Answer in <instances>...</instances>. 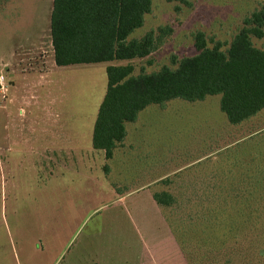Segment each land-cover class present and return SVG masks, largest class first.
I'll return each mask as SVG.
<instances>
[{"label": "rangeland", "instance_id": "obj_1", "mask_svg": "<svg viewBox=\"0 0 264 264\" xmlns=\"http://www.w3.org/2000/svg\"><path fill=\"white\" fill-rule=\"evenodd\" d=\"M53 1L0 4V75L5 77L0 86V264H95L96 257L101 264H224L227 253L217 252L253 236L252 225L261 222L252 201L245 204L241 195L264 190L255 185L264 182V109L225 144L240 141L219 152L214 148L216 154L199 162L198 156L218 141L210 119L229 121L219 106L221 95L152 104L128 125L126 142L109 160L93 147V128L107 91L108 65L133 64L135 75L175 68L173 58L198 53L194 33L199 30L225 43L227 51L244 19L264 0H188V5L153 0L144 25L129 37L151 30L161 35L149 56L59 68L50 57ZM252 40L264 48V37ZM160 191L177 196L182 208L159 206L153 194ZM200 197L205 219L217 225L219 243L211 228L206 230L211 243H199L195 225L181 222L182 216L196 215ZM176 230H187L191 259ZM256 230L264 228L259 223ZM215 245V253L202 251ZM255 251L251 261L229 259L263 264Z\"/></svg>", "mask_w": 264, "mask_h": 264}, {"label": "trees", "instance_id": "obj_2", "mask_svg": "<svg viewBox=\"0 0 264 264\" xmlns=\"http://www.w3.org/2000/svg\"><path fill=\"white\" fill-rule=\"evenodd\" d=\"M8 1L0 0V4ZM167 1L189 4L188 0ZM152 4L153 0H54L51 38L56 64L68 66L131 61L149 56L162 42L161 35H156L151 30L141 38L129 37L144 25L145 16L151 12ZM160 30L166 32L163 28ZM252 37H264V6L244 19V26L233 37L227 51L223 50L225 43L214 37L209 39L204 31L199 30L194 33V45L198 53L180 60L173 58L175 68L165 65L157 72L135 75L133 64L108 65V86L93 128V147L104 151L106 159H112L115 149L126 137V123L135 122L139 113L147 106H164L176 98L194 102L208 96L221 95V110L232 125H239L256 116L264 109V48L256 47ZM210 43L213 44L212 47L209 46ZM255 185L264 188V182L260 180ZM239 196L240 194L237 195ZM153 197L164 208H177L178 205L182 208L177 196L169 191L155 192ZM241 197L246 201L245 204L252 201V211L259 213V223L264 228L263 214L260 216L264 212V206L259 204L264 201V190L242 194ZM199 200L196 215L191 213L189 216H182L181 222H192L195 225L199 243H211L206 230L211 228L217 231V225L208 223V218L205 219L204 199L200 197ZM256 226L254 223L251 228L253 236H246L241 242L234 241V247L217 252L218 255L227 253L228 258L224 264H232L233 260L229 258L235 256L251 261L255 249L258 250L262 263L264 245L259 247L258 241L264 237V231L253 232V227ZM177 230V236H184L180 245L189 257L190 251L185 239L187 230L184 233ZM219 239L218 234L214 243H219ZM202 247L210 249L204 247V244ZM216 247L217 245L211 250L202 251L215 253L218 251ZM217 254H214L215 262L219 263Z\"/></svg>", "mask_w": 264, "mask_h": 264}, {"label": "crops", "instance_id": "obj_3", "mask_svg": "<svg viewBox=\"0 0 264 264\" xmlns=\"http://www.w3.org/2000/svg\"><path fill=\"white\" fill-rule=\"evenodd\" d=\"M51 46H52V48L50 49V51H51V53H50V57L52 58V60H53V62H54V65L55 66H57V68H59V67H61V66H58L57 64H56V61H55V53H54V48H53V45H52V41H51ZM49 60V59H48ZM47 60V62L49 63V61ZM47 62L46 61H42V63H41V66H43V67H45L46 69H47V67H49V65H47ZM48 70V69H47ZM50 77V76H49ZM207 99V98H206ZM149 106H151V105H149ZM149 106H147L145 109H148V107ZM161 106V105H160ZM219 106H220V100H219ZM144 109V110H145ZM144 110H142L140 113H139V115H138V119L135 121V122H128V123H126V131H127V134H126V137H125V139H124V141L122 142V144H124L125 142H126V140H127V138H128V132H129V130H128V125L130 124V123H137L139 120H140V118H141V113L144 111ZM253 118H255V117H252L251 119H249V120H247V121H245V122H243V123H241V124H239V125H232V124H230L229 123V121H227V119L226 118H224V117H222V120L220 119V117L219 116H214V117H212V120L210 119V123L212 124V125H214L215 126V128H216V130L213 132V141H215V140H218L214 145H212V146H210L211 148L209 149L210 151L209 152H207V153H203V155H201V156H198V158H197V162H199V161H201V160H206L207 158H210V156H212L213 154H216V150H214V148H217L218 149V151L217 152H219L220 150H223V149H225V148H228V146H231V145H235L238 141H240V139H236V140H232L231 142H229L228 144H225V141H226V137L227 136H231V137H233V139H235L234 138V134L236 135V133L239 131L238 130V128L241 126V125H244L245 123H247V122H250ZM216 122V123H214V122ZM230 129V133L228 134V130ZM254 133V132H253ZM223 137V138H222ZM208 140H209V137L207 138ZM221 139H223V141H221ZM221 144H223V145H221ZM206 146H209L207 143L205 144ZM213 152H215V153H213ZM115 153V152H114ZM154 200V199H153ZM170 237V236H169ZM171 238H172V240L174 239V237H172L171 236ZM177 248H178V246H177ZM103 255V254H102ZM99 259H100V257L99 258H97L96 257V262H95V264H101V259H100V261H99Z\"/></svg>", "mask_w": 264, "mask_h": 264}, {"label": "built area", "instance_id": "obj_4", "mask_svg": "<svg viewBox=\"0 0 264 264\" xmlns=\"http://www.w3.org/2000/svg\"><path fill=\"white\" fill-rule=\"evenodd\" d=\"M4 80H5L4 75H0V86L1 87H4Z\"/></svg>", "mask_w": 264, "mask_h": 264}]
</instances>
